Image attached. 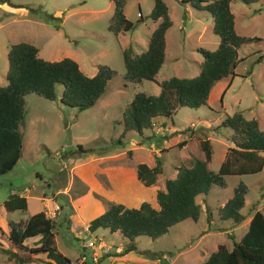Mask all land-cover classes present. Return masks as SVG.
<instances>
[{
  "label": "rangeland",
  "instance_id": "1",
  "mask_svg": "<svg viewBox=\"0 0 264 264\" xmlns=\"http://www.w3.org/2000/svg\"><path fill=\"white\" fill-rule=\"evenodd\" d=\"M164 1L172 20L165 33L164 63L155 80L126 84L123 49L130 46L139 53L148 47L156 25L149 16L154 0H126L124 14L132 27L118 34L108 29L114 8L111 0L0 2V85L7 81L10 45L20 41L38 47V55L44 59H74L89 76L104 64L116 71L95 104L83 110L60 101L62 85L56 87L55 99L36 93L25 95L19 127L22 154L12 169L0 176V233L2 229L6 232L9 220L26 219L43 204V210L57 221V248L77 263L84 256L85 264H95L91 248L86 246L84 250L83 244H99L103 239L106 245L95 250V257H99L107 249L117 252L115 246L108 245L121 241L123 246L127 238L119 231L112 235L108 229L98 228V233L104 234L100 238L89 231L90 220L111 202L138 207L147 201L157 208V190L165 188L166 179L174 177L179 166L193 163L188 145H180L182 141L208 139L213 148L211 167L217 171L233 145L231 130L221 124L227 114L239 110L246 118H256L260 129H264V5L262 1L247 5L233 0L230 9L236 32L263 39L239 47L240 60L233 77L217 80L206 104L191 108L171 101V115L157 117L141 134L134 130L122 133L123 115L135 92L157 94L161 89L158 83L170 76H195L203 60L197 48L214 50L219 41L210 12H200L180 0ZM79 145L90 151L82 152ZM157 162L161 163L162 173L151 185L143 184L136 175L137 164L152 167ZM239 180L248 186L240 210L244 217L240 222L221 219V208ZM225 181L226 187L211 186L206 196H198V220L176 223L156 239L137 236L139 252L135 255H141L137 264H156L153 257L158 258L157 264H195L204 261L219 244L231 249L247 231L252 214L256 210L264 214V166L259 173L229 175ZM12 191L28 195L26 210L12 214L5 211L3 201ZM56 196L59 201H55ZM57 202L62 205L59 212L54 210ZM6 235L0 239L4 245ZM26 240L32 244L34 238ZM107 257L97 264H110ZM0 264L16 263L0 249Z\"/></svg>",
  "mask_w": 264,
  "mask_h": 264
},
{
  "label": "trees",
  "instance_id": "2",
  "mask_svg": "<svg viewBox=\"0 0 264 264\" xmlns=\"http://www.w3.org/2000/svg\"><path fill=\"white\" fill-rule=\"evenodd\" d=\"M2 1L4 0H0ZM111 1L114 8L108 29L115 34L129 30L132 22L124 14L126 0ZM232 1L180 0L200 12H210L213 32L218 35L219 43L214 50L202 47L197 49L203 60L195 76H170L158 83L161 89L157 94L135 92L127 113L123 115V134L131 130L141 134L143 129L152 127L157 117L171 115V101L179 106L191 108L206 104L214 83L222 77H233L236 64L240 60L239 47L243 43L263 39L236 32L234 14L230 9ZM241 1L247 5L262 1L264 5V0ZM149 16L156 25L149 36L148 47L139 53L130 46L123 49L125 84L155 80L164 63L165 33L172 25L165 1L154 0ZM38 50L35 45L20 41L12 43L7 53V81L6 84L0 85V176L10 171L22 154V133L19 127L23 122L26 94L36 93L44 98L55 99L56 87L62 85L60 101L83 110L95 104L104 93L108 81L116 74L114 69L104 64L98 66L97 71L89 76L74 59L62 57L58 60H48L40 57ZM260 58L261 56L257 61ZM221 124L231 130L230 139L233 145L228 147L217 171L211 167L213 148L208 139L198 137L184 140L180 145H188L194 158L193 163L190 166H179L176 175L166 179L165 188L157 190V208L147 201L141 202L138 207L111 202L106 210L90 220L89 231L106 228L110 232L119 231L127 238L120 252L106 251L100 258L122 255L130 251L139 252L135 240L137 236L144 235L156 239L176 223L189 218L198 220L199 195L206 196L211 186L226 187V176L255 174L262 170L264 129H260L257 119L246 118L238 110L231 115L227 114ZM79 149L84 153L90 151L82 149L80 145ZM162 171L160 162L152 167L139 163L136 167L138 179L147 186L151 185L156 175ZM247 191L248 186L239 180L233 187L232 196L221 208V219L242 221L244 216L240 210ZM55 201H59L58 196ZM58 205L62 209V205ZM3 206L10 214L17 210L24 211L28 207V199L12 192L3 201ZM57 232L56 218L40 210L26 219L9 220V245L7 247L0 243V249L16 264L32 262L40 253L45 254L42 258L44 264H76L57 248ZM36 236H39L37 244L27 247L25 240ZM195 264H264V214L260 210L252 214L247 231L239 241L233 242L231 249L219 244L204 261Z\"/></svg>",
  "mask_w": 264,
  "mask_h": 264
},
{
  "label": "crops",
  "instance_id": "3",
  "mask_svg": "<svg viewBox=\"0 0 264 264\" xmlns=\"http://www.w3.org/2000/svg\"><path fill=\"white\" fill-rule=\"evenodd\" d=\"M154 29V28H153ZM152 29V30H153ZM152 32V31H151ZM218 43H219V41H218ZM218 45V44H217ZM198 49V48H197ZM190 153V152H189ZM192 156V155H191ZM193 158V157H192ZM176 173H177V169L175 170V173H174V175H176ZM259 173V172H258ZM27 189V188H26ZM12 192H16V191H12ZM11 192V193H12ZM58 192H60V191H58ZM17 193H19L20 195H23V196H25L26 198H28V195H26V194H24V193H20V192H17ZM55 194V193H54ZM54 194H52L53 196H55ZM63 194H65L64 192H63ZM44 209V206H43V204H42V207L38 210V211H40V210H43ZM44 211H46V210H44ZM12 214V213H11ZM18 221V220H17ZM8 229V228H7ZM7 229H5L6 230V232H4V230L2 229V233H0V239H1V235H6L7 233H8V230ZM106 229V228H105ZM94 233H96V234H98L99 235V237L101 238V235H103L102 237H104V234H99L98 233V231H97V229L95 230V231H93ZM110 232V231H109ZM111 234H112V232H110ZM113 235V234H112ZM115 235V234H114ZM7 236V235H6ZM6 239H7V237H6ZM38 239H39V236H36V237H34V240L33 241H31L30 243H32V244H28V242H27V240H25V244L26 245H28L29 247H31V246H34V245H36L37 244V241H38ZM138 242L140 243L141 241H139L138 240ZM0 243H1V241H0ZM85 243V242H84ZM122 242L121 241H119V244L118 245H116V244H113L112 243V245H108L109 246V248L111 247V246H115V250L117 251V252H119V251H121L122 250V244H121ZM2 245H4L3 243H1ZM97 243H90L89 245H86V243L85 244H83V248H84V250H87L86 249V246L87 247H89V248H91V250H92V252L91 253H93V256H95V254H96V252H95V250H97L98 248H99V245H106V242L102 239L101 240V242H99V244H97ZM8 245H9V243H8V240H7V244L6 245H4V246H7L8 247ZM60 251V250H59ZM106 251H108V249L106 250ZM105 251V252H106ZM85 253H86V251H84ZM104 252V253H105ZM63 253V252H62ZM101 254L99 255V257H97L98 259H97V261L95 262V264H97L98 262H99V260L101 259L100 257H101V255L103 254V251H101L100 252ZM64 254V253H63ZM45 256V254L44 253H40V254H38L37 256H36V259L34 260V261H32V262H29V263H26V264H44L43 263V261H42V258ZM136 256V257H135ZM140 254L139 255H135V252H133V251H130V252H127V253H125V254H123V255H109L108 257H107V259L109 260V262H110V264H114V263H119V264H132V263H134V264H137L139 261H141L140 260ZM163 257H165V254H163ZM6 259V258H5ZM146 259V258H145ZM153 259V261L157 264V262H159L158 261V258H152ZM7 260V259H6ZM8 261V260H7ZM73 261V260H72ZM73 262H75L76 264H85L86 263V260L85 261H81L80 260V262H76V261H73ZM160 263H161V261H160ZM159 263V264H160ZM92 264H94V263H92Z\"/></svg>",
  "mask_w": 264,
  "mask_h": 264
},
{
  "label": "clouds",
  "instance_id": "4",
  "mask_svg": "<svg viewBox=\"0 0 264 264\" xmlns=\"http://www.w3.org/2000/svg\"><path fill=\"white\" fill-rule=\"evenodd\" d=\"M261 171H262V170H261ZM261 171H260V172H261ZM57 205H58V204H57ZM58 206H59V205H58ZM58 209H59V208H58ZM58 209H57V210H58ZM57 210H56V211H57ZM46 211H47V210H46ZM46 211H45V213H46ZM46 215L53 217L52 215H49V214H47V213H46ZM54 216H55V215H54ZM33 238H34V237H33ZM82 258H83V259H81V261H85V260H84L85 257L83 256ZM94 258H95V259H94ZM97 259H98L97 257L92 256V261H93V262H96Z\"/></svg>",
  "mask_w": 264,
  "mask_h": 264
},
{
  "label": "built area",
  "instance_id": "5",
  "mask_svg": "<svg viewBox=\"0 0 264 264\" xmlns=\"http://www.w3.org/2000/svg\"><path fill=\"white\" fill-rule=\"evenodd\" d=\"M54 208V207H53ZM59 208L58 205L55 206L54 210H57ZM46 213L48 214V212L46 211ZM95 259V258H94Z\"/></svg>",
  "mask_w": 264,
  "mask_h": 264
}]
</instances>
